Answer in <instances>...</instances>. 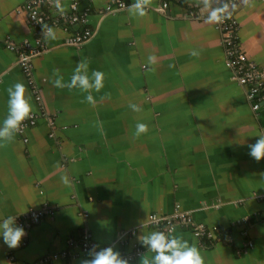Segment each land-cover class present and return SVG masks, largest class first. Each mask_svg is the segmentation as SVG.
Segmentation results:
<instances>
[{
  "label": "crops",
  "instance_id": "0c3cea01",
  "mask_svg": "<svg viewBox=\"0 0 264 264\" xmlns=\"http://www.w3.org/2000/svg\"><path fill=\"white\" fill-rule=\"evenodd\" d=\"M55 1L72 12L75 0ZM110 1L80 0L96 34L73 47L32 25L28 0H0V39L45 49L31 81L21 51L0 44V264H90L70 252L88 232L115 257L139 245L138 264H161L149 220L178 210L207 233L179 221L165 264H264V108L233 77L214 20L188 17L218 0H127L143 4L104 17ZM226 11L264 75V0ZM21 112L39 116L23 131L9 123ZM62 152L75 157L65 167ZM45 203L53 216L17 224Z\"/></svg>",
  "mask_w": 264,
  "mask_h": 264
},
{
  "label": "built area",
  "instance_id": "2783aa9c",
  "mask_svg": "<svg viewBox=\"0 0 264 264\" xmlns=\"http://www.w3.org/2000/svg\"><path fill=\"white\" fill-rule=\"evenodd\" d=\"M233 3L234 0L225 1L222 7L223 14L215 11L210 6H206L203 11L190 12L188 17L214 20L217 28L222 33V40L227 56L226 60L233 71V77L244 86L247 100L250 102L253 111L259 112L264 108L263 70L259 63L249 57L243 50L239 35L240 22L232 12L226 11ZM79 4L80 0H75L72 4V12L69 13L60 12L55 0H28L25 9L28 12L32 25L43 26L46 35H50L53 29L60 28L68 34L62 44L81 47L94 37L96 30L88 24V20H86L87 12L83 14L78 12ZM142 4L143 1L129 3L127 0H111L105 9L101 10V13L104 17L112 16L130 6H142ZM168 8L169 1L163 2V5L159 7L162 12H167ZM0 44L8 48L17 49L18 52L21 51L19 61L22 62L25 75L29 80L33 81L34 67L32 58L45 50L44 45H42V48H33L28 39L18 46L9 40L2 39H0ZM1 76L0 74V78ZM39 91L38 87L35 86L34 93L41 100L42 96ZM38 118L37 114L30 115L21 112L10 115L9 123L23 131L30 125L35 124ZM68 127L66 125L63 128L67 129ZM62 158L63 166L65 167L75 157L62 152ZM55 212L56 209L53 206L45 203L42 207L29 208L23 215L16 218V222L21 227H32L33 225H38L47 217L53 216ZM179 221L189 225L193 233L198 237L207 233L205 226L203 224H195L190 213L187 211L178 210L170 215L153 213L149 224L157 229L158 238L150 244L149 249L156 254L161 264H165L167 261V248L173 243L174 231ZM126 232L130 236H133L136 233V228L129 229ZM120 237H122V232H120ZM128 242V239L123 241V243ZM70 243V252L72 249H78V251L82 249L85 252H91L90 264H138L139 259L146 251L143 246L138 245L130 253L115 257L109 248L101 250L96 247V241L92 232H88L79 240H71ZM61 255L67 257L68 252H61Z\"/></svg>",
  "mask_w": 264,
  "mask_h": 264
},
{
  "label": "trees",
  "instance_id": "16d2710c",
  "mask_svg": "<svg viewBox=\"0 0 264 264\" xmlns=\"http://www.w3.org/2000/svg\"><path fill=\"white\" fill-rule=\"evenodd\" d=\"M226 0H224V2L219 6V7H216L214 9H216L215 11L219 12V13H222L223 14V11H222V6L223 4L225 3Z\"/></svg>",
  "mask_w": 264,
  "mask_h": 264
},
{
  "label": "water",
  "instance_id": "95a60500",
  "mask_svg": "<svg viewBox=\"0 0 264 264\" xmlns=\"http://www.w3.org/2000/svg\"><path fill=\"white\" fill-rule=\"evenodd\" d=\"M223 1L224 0H218L216 3L218 4V5H221L222 3H223ZM204 10V9H203Z\"/></svg>",
  "mask_w": 264,
  "mask_h": 264
}]
</instances>
